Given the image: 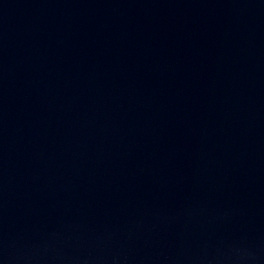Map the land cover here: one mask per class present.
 I'll return each instance as SVG.
<instances>
[{
	"label": "water",
	"instance_id": "95a60500",
	"mask_svg": "<svg viewBox=\"0 0 264 264\" xmlns=\"http://www.w3.org/2000/svg\"><path fill=\"white\" fill-rule=\"evenodd\" d=\"M0 206L45 264H264V0H0Z\"/></svg>",
	"mask_w": 264,
	"mask_h": 264
}]
</instances>
